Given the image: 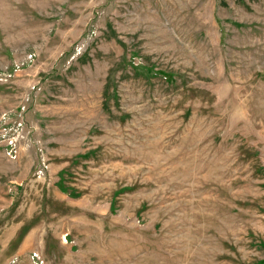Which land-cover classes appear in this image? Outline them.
<instances>
[{"label": "rangeland", "instance_id": "374dc122", "mask_svg": "<svg viewBox=\"0 0 264 264\" xmlns=\"http://www.w3.org/2000/svg\"><path fill=\"white\" fill-rule=\"evenodd\" d=\"M0 264H264V0H0Z\"/></svg>", "mask_w": 264, "mask_h": 264}]
</instances>
